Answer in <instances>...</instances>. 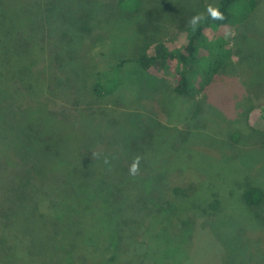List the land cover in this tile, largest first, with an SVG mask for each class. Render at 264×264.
I'll use <instances>...</instances> for the list:
<instances>
[{"label": "rangeland", "instance_id": "obj_1", "mask_svg": "<svg viewBox=\"0 0 264 264\" xmlns=\"http://www.w3.org/2000/svg\"><path fill=\"white\" fill-rule=\"evenodd\" d=\"M36 1L0 0V36L6 40V65L0 75V211L8 217L9 211L29 207L35 200L46 214L39 217L41 224L49 206L58 202L61 220L74 227L79 219L83 229L78 238L54 237L47 242L30 235L32 228L22 222L20 228L38 257L45 260L48 255L41 250L44 242L50 253L72 244L71 250L77 242L78 258L71 264H108L105 254L112 253L107 249L103 254V249L118 239L123 220L131 218L132 199L138 193L135 181L162 175L172 186L200 181L201 204L206 209L212 203L221 207L219 218L205 220L195 211L198 216L190 223L188 238H182V230L171 239V219L147 220L133 240L123 239L127 250L110 264H264V219L242 199L247 182L264 188V0L254 26L225 33L235 61L213 78L199 96V106L172 93L176 81L167 68L154 74L158 80L138 76L135 67L127 65L124 83L102 98L94 94L93 83L101 72L104 87L113 86L117 74L112 66L133 56L145 38L152 39V55L159 40L183 47L187 35L180 31L182 21L198 18L193 12L200 19L219 0H138L135 10L125 12L120 6L108 11L110 0H62L48 23L37 13ZM60 11L74 19L94 15L92 23H77L84 40L59 34V26L69 29L57 21ZM211 31L206 30L204 41ZM19 45L32 48L28 60L30 50L14 48ZM42 79L47 86L41 87ZM29 89L31 94L24 93ZM10 104L15 108L5 107ZM32 126L43 127V136ZM235 126L243 132L238 138L215 134ZM48 134L55 136L47 139ZM136 157L139 171L132 175ZM21 164L34 165L53 191L48 194L50 188L42 185L30 188L25 201L17 199L14 183ZM67 174L77 176L65 194L61 188ZM83 174L86 185L76 189L74 181ZM122 180L125 189L118 193ZM166 230L165 237L159 235ZM0 245L3 250L7 246Z\"/></svg>", "mask_w": 264, "mask_h": 264}, {"label": "trees", "instance_id": "obj_2", "mask_svg": "<svg viewBox=\"0 0 264 264\" xmlns=\"http://www.w3.org/2000/svg\"><path fill=\"white\" fill-rule=\"evenodd\" d=\"M61 1L62 0L36 1L35 8L37 9V13L40 12L41 20L44 23H48L49 15L53 10L57 9V6L59 8ZM137 2L139 3L138 0H117L116 5L115 0H110L107 3L106 8L110 11L114 6H120L118 8L122 9L124 12L126 10L133 11L136 8ZM259 6L260 0H219L215 7L203 14L200 19L199 13L193 12L191 14L198 18L193 17V21L186 18L182 21V25L179 26L180 31H184L187 35L185 45L179 48L167 44L166 41L159 40L155 43V55L149 53L152 39L147 36L148 38L143 39V41L137 45L133 56H124L117 60L112 66L113 73L117 74V78L114 80L112 79L113 86L105 88L101 72H98V76L93 83L94 94L97 98H102L107 94L116 91V89L124 83V71L127 65L135 67L134 73H137L138 76L142 75L147 77L148 75H152L154 78H156L154 74H160L163 69L167 68L173 72L176 81L174 88H172V93L183 96L188 100H192L197 106H199L201 102L199 96L203 95V91L206 87H209L212 84L213 78L216 75L223 73L224 68L235 61L233 57V48H231V39L225 37L227 34L226 32L232 34L235 27L248 28L251 24L254 26V19H256L259 14ZM89 9H91V7ZM99 12L100 10L97 11L98 14ZM213 12L218 13V15L213 16ZM42 14H46V16L42 17ZM57 21L64 24L65 27L66 25L69 26V29L65 30L58 25L60 30L59 34L69 37L71 36L70 39L73 38V36L80 35L83 38L82 40H84L85 33H83L82 29L77 26V23L79 21H82L85 24L92 23L94 21V15L87 18L79 16L77 19H74L68 14H62L60 11ZM218 28L221 31H217ZM208 29L212 31L210 32V40L208 39L209 43L207 44L208 40L204 41V39L206 30ZM224 29L226 30L222 31ZM243 36V38L248 37L245 34ZM16 47H26V49H28L26 52L28 53L30 50L27 60L32 56V48H28L26 45L15 46L14 48ZM238 51L240 52L239 48ZM5 53L6 40L3 36H0V75L2 73L1 70L3 69L1 67L6 65ZM30 65L33 69V65L31 63ZM81 68L83 69L80 64V69ZM45 86H47V84L44 79H42L41 87ZM24 93L31 94V89L24 91ZM44 94H46V92ZM5 107L10 110H12V107L15 108V106H12L11 104ZM196 112H198V110H196ZM196 112L195 115L198 114ZM246 125L248 127L250 126L248 121L246 122ZM150 127L151 126L147 129L152 131V128ZM31 128L34 129L37 136H43L45 133L43 127L34 128L32 126ZM53 132L55 135L66 134L62 132ZM242 133V130L236 126L234 128L227 127L219 129L215 132L217 135L231 136L232 138H238ZM54 136L48 134L46 138L51 139V137ZM33 167L35 166L31 164H21L20 175L17 178V182L14 183V188L18 193L17 199L22 197L25 201V198L28 197L27 192L30 188L33 191L34 188L42 185L45 190L46 187L50 188L49 191L46 190L48 194L53 191L51 184H48L49 180L41 176L39 174L40 171L38 172L36 169H33ZM67 175L68 177H66V180L64 181V186L61 188V191L65 194L68 193V187L72 186L74 177L77 176L74 174ZM83 176H85V174L78 175L76 181H74V183L76 182V189L86 185L85 182L81 180ZM139 178L141 179L135 181L137 185L136 191H138L137 196L135 199L131 198L134 201L131 205V218L123 220V228L117 229V232L119 233L118 241L116 240L113 244L104 246L103 254L105 253L104 250L107 249L112 253L109 257L105 254L107 259L106 262L108 264L114 263L119 254L127 250L126 247L128 246H126L123 239L131 238L133 240L136 235L140 234V228L147 220L158 219L159 221L167 223V220L171 219L172 221L168 222L170 224L168 235L167 230L161 232L159 235H162L163 237L167 235V237H170L169 239L178 238L176 233H182L183 230L185 232L181 234L182 238H188L190 235V223L198 216L195 211H198V213L201 212L200 217H206L205 220L219 218V214H221V207L219 208L217 205L215 206L214 203L207 205L209 209L205 208L206 206H204V203L201 204L203 198L202 189L204 188L200 186V181L197 182V185L191 182L185 186L176 184L172 186V184L169 183V179L162 175H154L149 179H145L141 176H139ZM246 184L247 186H245L242 193L244 203L250 208L253 214L261 216L262 218L260 219H264V215L262 216L261 214L262 211H264V188L254 185V182L252 181H249ZM125 185L126 182L122 180L120 185H118L120 190H117V192L121 193L122 188L125 189ZM129 187L132 189L131 187H133V185L131 184ZM25 189L27 191L26 193H23ZM213 196L215 197V202L217 204L220 203L218 196ZM120 199L121 198H118V201ZM62 203L64 206H71V204L68 203V200H62ZM49 208L52 209L48 212L47 220L41 218V224H39L38 221L39 217H46V214L39 211V204L35 200L29 207L27 206L23 209L18 208L9 211L8 217L5 214L3 215L0 211V243L7 244V246L4 247V250L0 248V252H3V254L0 255L3 261H0L1 264H67L69 259L70 261L68 264H71L76 258H78L75 253L77 242L74 243V247L71 250L70 247L72 244L67 250L59 248L54 250L53 253L46 250L47 246L44 242L41 250L48 253L45 260H42L41 257L39 258L36 250L27 242L26 235L20 228L22 222L32 228L30 235L34 237L36 236V238H40L41 240L44 238L47 242H50L54 237L69 239L70 236L78 238L82 235L83 229L79 219H76L73 222L75 225L74 227L72 225L68 226L63 220H61L58 202H56L55 205L52 204ZM184 213L190 214L189 218H185L186 216L183 217L182 215ZM7 219H9V221H7ZM165 225L168 227L167 224ZM71 228H75V231ZM136 228H138L137 233L134 232ZM1 246L2 245H0V247ZM109 247L113 248L109 249ZM77 251L80 253L78 247Z\"/></svg>", "mask_w": 264, "mask_h": 264}, {"label": "clouds", "instance_id": "obj_3", "mask_svg": "<svg viewBox=\"0 0 264 264\" xmlns=\"http://www.w3.org/2000/svg\"><path fill=\"white\" fill-rule=\"evenodd\" d=\"M218 13L213 12V16H217ZM140 157H136L132 165L130 166V174L135 175L139 171Z\"/></svg>", "mask_w": 264, "mask_h": 264}]
</instances>
